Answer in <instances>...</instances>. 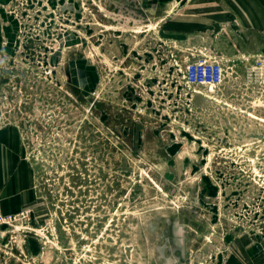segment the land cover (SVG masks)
<instances>
[{"label": "rangeland", "instance_id": "rangeland-1", "mask_svg": "<svg viewBox=\"0 0 264 264\" xmlns=\"http://www.w3.org/2000/svg\"><path fill=\"white\" fill-rule=\"evenodd\" d=\"M107 1L8 11L0 126L19 130L37 199L0 231V264H262L264 0H191L189 17L184 0L178 29L120 25ZM203 57L217 86L184 78Z\"/></svg>", "mask_w": 264, "mask_h": 264}, {"label": "crops", "instance_id": "crops-1", "mask_svg": "<svg viewBox=\"0 0 264 264\" xmlns=\"http://www.w3.org/2000/svg\"><path fill=\"white\" fill-rule=\"evenodd\" d=\"M182 1L184 0H108L105 15L113 21H121L120 25L125 23L127 27L133 29H137L135 28L137 26L143 27L145 22L152 18L151 15L155 18L162 16L160 20L170 16L172 28L178 29L179 19L173 15L178 14V5ZM190 1L186 0L188 17L195 15L194 8L192 10L188 8L195 6ZM231 3L236 5L235 2ZM12 6L14 0H0V52H14L17 22L8 14ZM166 12L168 15H165ZM219 12L222 17L223 15L226 17L227 13L232 15L227 9H219ZM186 20L189 21V18ZM255 28H257L256 24ZM34 182V166L24 151L19 130L16 126H0V202L3 211L17 213L31 206L37 199ZM249 254L258 263L264 264V237H256Z\"/></svg>", "mask_w": 264, "mask_h": 264}, {"label": "built area", "instance_id": "built-area-1", "mask_svg": "<svg viewBox=\"0 0 264 264\" xmlns=\"http://www.w3.org/2000/svg\"><path fill=\"white\" fill-rule=\"evenodd\" d=\"M79 1V0H78ZM45 6V1L43 2ZM225 69L222 64L214 59L203 57L190 61L184 71V78L190 85L205 84L214 87L224 80ZM27 210L17 213H6L0 202V231L12 226L17 220L24 217Z\"/></svg>", "mask_w": 264, "mask_h": 264}, {"label": "bare ground", "instance_id": "bare-ground-1", "mask_svg": "<svg viewBox=\"0 0 264 264\" xmlns=\"http://www.w3.org/2000/svg\"><path fill=\"white\" fill-rule=\"evenodd\" d=\"M138 27H139V29L142 28V26H137V28H138Z\"/></svg>", "mask_w": 264, "mask_h": 264}, {"label": "flooded vegetation", "instance_id": "flooded-vegetation-1", "mask_svg": "<svg viewBox=\"0 0 264 264\" xmlns=\"http://www.w3.org/2000/svg\"><path fill=\"white\" fill-rule=\"evenodd\" d=\"M2 239V238H1Z\"/></svg>", "mask_w": 264, "mask_h": 264}]
</instances>
